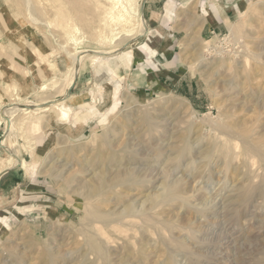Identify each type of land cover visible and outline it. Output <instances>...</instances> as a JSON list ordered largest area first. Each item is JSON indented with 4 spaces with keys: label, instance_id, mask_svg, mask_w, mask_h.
Returning a JSON list of instances; mask_svg holds the SVG:
<instances>
[{
    "label": "rangeland",
    "instance_id": "obj_1",
    "mask_svg": "<svg viewBox=\"0 0 264 264\" xmlns=\"http://www.w3.org/2000/svg\"><path fill=\"white\" fill-rule=\"evenodd\" d=\"M1 2L0 264H264V0Z\"/></svg>",
    "mask_w": 264,
    "mask_h": 264
},
{
    "label": "crops",
    "instance_id": "obj_2",
    "mask_svg": "<svg viewBox=\"0 0 264 264\" xmlns=\"http://www.w3.org/2000/svg\"><path fill=\"white\" fill-rule=\"evenodd\" d=\"M1 5H3V2L0 3V28H3L7 24V16L6 13L3 12ZM145 8L148 9V5H145ZM165 8L167 7H164V9ZM155 9H157L155 6L148 9V12L151 14L150 17L154 15L156 18L162 19L160 16V11L157 12ZM165 15H167L166 11ZM2 31L4 32V30ZM172 33L176 34L177 31ZM173 43L174 42L172 41V39H170L169 44ZM0 56V64L3 63V65H7V63H9V60L3 58L4 56H2L1 53ZM151 66L152 67H150V65H148L146 61H144L143 64H137V60L132 57L129 61L125 62V65L122 66V69H120V66H116L115 73H121V71L124 70L126 73V84L130 89L136 90L137 92H140L142 94H150L152 92H155V90L160 89L163 86L164 78H166L165 75L161 73V70L156 68L155 61L152 62ZM59 100L62 101L63 99L60 98ZM14 169L15 167L7 170H2V172L0 173V180L3 183H7V180L11 178L12 174L15 172Z\"/></svg>",
    "mask_w": 264,
    "mask_h": 264
},
{
    "label": "bare ground",
    "instance_id": "obj_3",
    "mask_svg": "<svg viewBox=\"0 0 264 264\" xmlns=\"http://www.w3.org/2000/svg\"><path fill=\"white\" fill-rule=\"evenodd\" d=\"M24 1V0H23ZM116 3H118V1H116ZM31 8L32 7H29L28 6V10H31ZM137 16H139L141 19H142V13H141V10H138L137 11ZM135 15V14H134ZM119 19H121L122 21H126V19L127 18H125V14L124 13H120V18ZM141 19H140V21H141ZM143 20V19H142ZM144 21V20H143ZM144 23V22H143ZM141 25H142V23H141ZM140 25V26H141ZM142 27H143V25H142ZM147 30V29H146ZM76 58V57H75ZM78 58H76V60H77ZM78 64V63H77ZM75 66H76V64H75ZM77 67V66H76ZM78 68V67H77ZM75 70H76V68H75ZM74 74V73H73ZM102 90V89H101ZM115 93H116V91H115ZM114 93V94H115ZM109 98H110V92L109 91H104L103 92V100L101 101V103H99L100 105H99V108L100 107H102L105 103H107V101L109 100ZM116 100V99H115ZM54 104H56V105H58V110H59V116H60V118L62 119V120H65V121H67L68 119H69V112H70V108H69V106H68V104H67V100H65V101H60V102H57V103H54ZM43 105V106H42ZM95 105V104H94ZM46 106H44V104L43 103H37V104H34V106H32L31 108H33L34 110H38V109H42V108H45ZM25 112H28V109H23ZM87 110V109H86ZM85 112V111H84ZM148 117V116H147ZM7 128H8V130H10L11 129V126H10V124L8 125L7 124ZM61 129H65L64 128V126H63V128H61ZM254 143V142H253ZM253 143L251 144V151H256L257 153L256 154H262V152L259 150V148H255L256 150H254V148H253V146H255V145H253ZM262 143V142H261ZM249 144V143H248ZM257 145V144H256ZM250 146V145H249ZM260 147V146H259ZM249 149V148H248ZM246 152H247V149H246ZM248 153V152H247ZM209 154V153H208ZM251 155H253V154H251ZM262 158H264V155L263 156H261ZM38 158V157H37ZM37 158H35L34 160H33V163L31 164V167L32 168H34L35 166H36V162H37ZM261 158V159H262ZM19 157L16 155V154H14V153H11V157L9 156V158H7V160H6V166L4 167V168H10V167H13L14 165H16V164H18V162H19ZM1 169V168H0ZM102 184V183H101ZM179 184V183H178ZM177 185V184H176ZM175 185V186H176ZM102 187V186H101ZM171 188V187H170ZM179 187H177V189H178ZM176 188H175V190H177ZM179 191V190H178ZM234 191V190H233ZM240 193H241V191H240ZM169 195V194H168ZM167 195V196H168ZM241 195V194H240ZM244 195V194H243ZM249 195V194H248ZM251 195V194H250ZM247 197L248 196H246V195H244L241 199H243V200H246L247 199ZM239 198V200H240V197H238ZM249 198V197H248ZM240 204H241V201H240ZM3 224L6 226V221H4L3 222Z\"/></svg>",
    "mask_w": 264,
    "mask_h": 264
},
{
    "label": "water",
    "instance_id": "obj_4",
    "mask_svg": "<svg viewBox=\"0 0 264 264\" xmlns=\"http://www.w3.org/2000/svg\"><path fill=\"white\" fill-rule=\"evenodd\" d=\"M68 93V92H67Z\"/></svg>",
    "mask_w": 264,
    "mask_h": 264
}]
</instances>
